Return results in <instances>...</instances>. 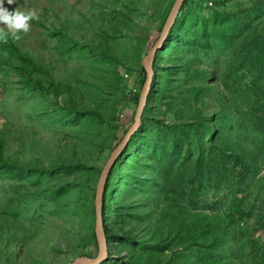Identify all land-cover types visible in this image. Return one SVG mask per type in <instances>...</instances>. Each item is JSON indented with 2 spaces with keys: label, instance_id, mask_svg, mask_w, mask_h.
<instances>
[{
  "label": "rangeland",
  "instance_id": "1",
  "mask_svg": "<svg viewBox=\"0 0 264 264\" xmlns=\"http://www.w3.org/2000/svg\"><path fill=\"white\" fill-rule=\"evenodd\" d=\"M175 1L5 4L10 10L22 6L38 12L39 20L31 22L30 32L16 45L33 55L37 66L29 67L51 92L27 81L18 69L23 60L0 45L3 153L6 159L37 167L0 166V264H71L80 256L98 255V181L116 133L135 122L146 77L143 60L160 38ZM183 7L182 15L189 12V17L182 22L183 29L175 31L172 48L157 61L162 82L156 78V85L162 89L155 106L145 108L148 125L131 144L133 153L138 155L145 145L151 150L145 148L141 158L156 163L161 153L196 160L210 141L199 118L206 111L216 114L213 122L221 125L226 116L235 117L245 142L237 139L227 147L231 164L226 182L203 173L204 189L182 196L189 200L198 194L199 206L186 216L179 233L162 214V201L150 207L149 182L157 172L149 168L148 160L143 166L141 158L129 152L125 169L110 176L106 198L110 255L104 263L264 264V0H187ZM56 25L72 29L68 36L73 40L65 39L64 33L53 35ZM198 85L204 86L200 103L194 100ZM74 104L96 109L100 119L74 114L70 108ZM177 124L186 125L179 144L170 142ZM200 130L204 143L197 137ZM146 135L168 142L164 151L159 150L161 142H142ZM70 162L81 166L68 167ZM253 162L258 167L255 177L249 168ZM121 172V177L115 175ZM233 212L237 222L231 233L234 229L238 234L230 237L229 247L214 249L213 235L208 243L200 239L199 246L190 242V229L199 215H207L212 228L219 222L224 228L223 221ZM158 219L163 221L161 234ZM115 234L123 238L113 240Z\"/></svg>",
  "mask_w": 264,
  "mask_h": 264
},
{
  "label": "trees",
  "instance_id": "2",
  "mask_svg": "<svg viewBox=\"0 0 264 264\" xmlns=\"http://www.w3.org/2000/svg\"><path fill=\"white\" fill-rule=\"evenodd\" d=\"M187 0H185L184 5L186 4ZM183 5V6H184ZM184 9V7H183ZM183 9L181 10V14H179L177 21L175 25L173 26V29L169 35V38L167 39V43L164 45L163 49L159 50L156 56V59L154 61V67H155V78L154 82L152 85V90L149 94L148 97V102L146 106V110L150 107H154V101L156 99V96L158 92L162 89V86L160 88H157L156 85V78L157 80L159 76V69H158V62L160 58L162 57V53L165 52L166 50H170L173 46V41L175 39L174 33L177 30H180L182 27V22L188 19L189 17V12L184 13L185 15H182ZM172 9L166 14L165 20L163 22V29L164 26L167 22V19L169 17V14ZM182 15V16H181ZM188 15V16H186ZM61 19V18H60ZM65 26H67L65 24ZM72 31V29H61L59 26H55L52 29V34L53 35H60L64 33V38L68 39L70 38L73 40V36L69 35V32ZM163 31V30H162ZM177 35H181V32H179ZM71 42V41H69ZM16 42H13L12 40H9L7 44H3L1 48L3 50L7 49L10 51V53H16L18 56L23 60V62L18 65V69L22 72L23 76L26 78L27 81L29 82H34L37 86L41 87L43 91H46L47 93L51 92L50 88L47 87L44 82L41 79H38L35 77L36 75L34 74L33 69H30L29 65L37 66L35 63V58L33 55L30 53L23 51L18 45H16ZM196 44H194L195 46ZM4 51H2L3 53ZM106 52L110 53V50L108 49ZM10 62V61H9ZM141 70L146 74V77L142 83V89L144 87L146 78H147V71L145 67L143 66ZM161 83V79L157 81ZM171 86V84H170ZM170 87L167 88V92L169 91ZM204 90V86L198 85L194 88L195 91V101L201 102V93ZM56 94V92H55ZM58 94V93H57ZM141 95H139V98ZM140 102V99H138ZM168 104L167 102L164 103V105ZM139 105V104H138ZM171 105V104H169ZM72 112L76 115H89V116H95L100 119L101 113L97 111L96 109L93 108H87V109H80L77 105H71L70 106ZM199 118L201 120V123L203 124V128H205L208 132H210V141H208V150L201 154L196 160L192 159H179L177 156L170 158L167 157L166 155L162 154L159 155V162H155L152 159L149 158H141L142 155L146 152L145 148H147V151L151 150L149 147H146L145 145L141 147L139 150V154L136 155L133 153L135 151V147L131 145L134 143L136 140L137 136H140V134L143 135V132L148 125V120L145 117V113L143 115V125L140 128V130L137 131V133L132 137L130 140L129 145L124 149L122 154L119 156V158L116 161L115 166L111 170V173L108 178L106 190L109 189V181H110V176L113 174V172L124 170L126 167V158L127 154L129 152H132L131 154L132 157H135L137 160L141 158V164L145 166V161L148 160L149 168L152 169V171L157 172V177L155 175H152L150 178V207L153 208L155 205H160V201L164 203L163 208L161 207L162 214H166L169 218V225L172 229H174L175 232L179 233L180 228L183 226L184 221H186V216H190L192 210H198L199 204H197L198 200V194L190 198L189 200H184L183 195H191L194 192H198L199 190H203L204 183L202 182L203 178V173H205L209 178L217 177L219 178V181L221 183H224L228 180L229 177V170H230V164H231V158L229 155V151L227 150V147L229 144L236 143L237 139L244 141L243 139V134L241 133L242 128L240 127V123L235 119V117H227L225 118V122L223 125L219 121L213 122V119L217 118V115L215 114H209V112H200L199 113ZM218 126H221V129H219ZM229 126H232V132L228 131ZM196 127V126H195ZM199 127V126H197ZM129 130V129H128ZM127 131L124 132H118L116 133L115 137V142H114V149L113 151L120 145V143L123 141L124 137L127 134ZM176 132V135L174 136V139L171 140L170 142H174L175 144H179V139L181 136H183L186 133V125L185 124H177L174 129ZM201 130L198 131L197 137L200 139V142L204 141L202 140V135ZM121 133V134H120ZM143 136L140 140L146 141L148 140L150 144H160L161 142L162 145H159L161 148L159 149L160 152L164 151V144H167L168 142L164 141L161 137H148ZM219 141L222 142V145L219 144ZM141 142V141H140ZM131 145V146H130ZM210 145V146H209ZM152 147V151L156 150L153 149L154 147L152 145H147ZM4 147H5V139L4 135L0 132V166L2 167H14L19 170H33L37 167H32V166H23L22 164L12 161L9 159H6L4 155ZM179 149V148H178ZM138 150V149H136ZM112 151V152H113ZM111 152V154H112ZM134 155V156H133ZM150 156H154L153 153H150ZM133 165V164H132ZM131 165V166H132ZM68 167L70 166H81L79 164H73L72 162L68 163ZM176 167V170H175ZM250 168V174L255 177L258 174V167L257 163H250L249 164ZM50 168H43L41 171H49ZM119 177L122 176L121 173L115 174ZM116 176V177H117ZM115 177V178H116ZM117 177V178H119ZM68 184H73L76 185V183H68ZM106 198H107V191L105 195V206H104V220H105V225H106V219H107V207H106ZM95 211H96V206H95ZM96 216V212H95ZM200 219H197V223L195 227H191V232L192 236L190 237V242L194 244L195 246H199V240L202 239L203 242L208 243V239L210 238L211 235H213L214 239H212V246L214 249H219L221 245H224V247H229V242L231 236H237L238 233H236V230L232 229L231 233V228L235 225L237 222L236 214L233 212L230 217H228V220L223 221V227L220 228L219 225H221V222H219V225H217L215 228L211 227V223L207 215H199ZM163 221L158 219V224H157V231L159 234L163 232ZM107 229V235L108 239L109 238V232H108V227L106 225ZM113 240L116 238L122 239L123 236L121 235H113L111 237ZM203 243V244H204ZM202 244V245H203ZM201 246V245H200ZM122 262V260H121ZM106 264V263H104ZM126 264H129L127 262ZM211 264V262L207 263Z\"/></svg>",
  "mask_w": 264,
  "mask_h": 264
},
{
  "label": "water",
  "instance_id": "3",
  "mask_svg": "<svg viewBox=\"0 0 264 264\" xmlns=\"http://www.w3.org/2000/svg\"><path fill=\"white\" fill-rule=\"evenodd\" d=\"M184 2L185 0L175 1L160 38L157 40L155 45L152 47V49L149 51V53L145 56L143 60V65L147 71V78L141 92L140 102L135 116V122L128 130L126 136L124 137L120 145L112 152L99 178L97 185V192H96V200H95L96 236L98 240L99 253L96 257L80 256L75 260H73L71 264H102L105 261H107L109 258L110 253H109L108 235L105 228V220H104L105 195L107 191L106 186H107L108 178L111 173V170L116 164L117 159L122 154L124 149L128 146L130 140L137 133V131L142 125L144 111L147 106L148 97L152 90V85L156 75L155 67H154L156 54L158 53L159 50L163 49L165 42L169 38L173 26L175 25L177 18L182 10Z\"/></svg>",
  "mask_w": 264,
  "mask_h": 264
},
{
  "label": "clouds",
  "instance_id": "4",
  "mask_svg": "<svg viewBox=\"0 0 264 264\" xmlns=\"http://www.w3.org/2000/svg\"><path fill=\"white\" fill-rule=\"evenodd\" d=\"M5 4H18V0H0V45L7 44L9 39L13 42L21 41L22 34L30 32L31 22L39 20L35 9L17 6L10 10ZM3 54L6 55V52Z\"/></svg>",
  "mask_w": 264,
  "mask_h": 264
}]
</instances>
